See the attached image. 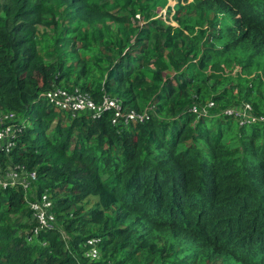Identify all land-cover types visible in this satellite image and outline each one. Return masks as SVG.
I'll list each match as a JSON object with an SVG mask.
<instances>
[{
  "label": "trees",
  "instance_id": "trees-1",
  "mask_svg": "<svg viewBox=\"0 0 264 264\" xmlns=\"http://www.w3.org/2000/svg\"><path fill=\"white\" fill-rule=\"evenodd\" d=\"M162 3L0 0V112L23 127L0 163L37 173L0 185V264H264V123L223 113L264 114V0H178V27ZM57 86L148 118L39 100ZM33 192L54 201L37 236Z\"/></svg>",
  "mask_w": 264,
  "mask_h": 264
},
{
  "label": "built area",
  "instance_id": "built-area-1",
  "mask_svg": "<svg viewBox=\"0 0 264 264\" xmlns=\"http://www.w3.org/2000/svg\"><path fill=\"white\" fill-rule=\"evenodd\" d=\"M45 99L61 110L68 111L73 115L83 112L90 114L94 119L100 118L105 112H112V122L115 125H128L132 121L144 122L148 118V111H137L135 109H125L122 101L110 95H105L101 101H95L89 93L81 90L79 87L66 89L64 87H54L40 93L39 100ZM215 106L214 102L206 105H193L191 111L198 117L210 115V110ZM223 113L227 116L235 117L240 125L253 123H264V114L255 113L251 103H244L240 106L226 108ZM19 118L15 112H0V152L9 153L16 145V139L20 135L23 127L18 121ZM0 163V185L7 188L9 186L21 185L26 190L33 189V183L37 178L35 171H29L25 166H6ZM33 200H29V206L34 211L37 225L33 230V236L39 232L52 227L55 216L52 213L54 204L51 196L44 192L41 196L33 192ZM29 198V197H28ZM100 237H90L86 240L85 256L90 260H96L100 257Z\"/></svg>",
  "mask_w": 264,
  "mask_h": 264
},
{
  "label": "rangeland",
  "instance_id": "rangeland-1",
  "mask_svg": "<svg viewBox=\"0 0 264 264\" xmlns=\"http://www.w3.org/2000/svg\"><path fill=\"white\" fill-rule=\"evenodd\" d=\"M192 1V0H190ZM178 0H163L162 5H160V10L158 11V16L157 17H161L163 18L167 23L178 27V21L175 19V13H176V4H177ZM244 103H249V102H244ZM242 103V104H244ZM240 104V105H242ZM238 105V106H240ZM256 113V112H255ZM101 250V249H100ZM101 252V251H100ZM84 257H85V252L83 253ZM102 252L100 254V257L97 258L96 260L93 261H98L101 260L102 258ZM83 258V257H82ZM86 258V257H85ZM92 262V261H90Z\"/></svg>",
  "mask_w": 264,
  "mask_h": 264
}]
</instances>
